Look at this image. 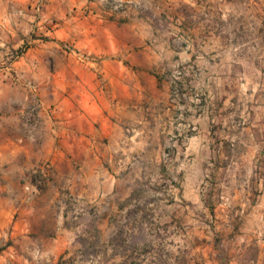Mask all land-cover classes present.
Segmentation results:
<instances>
[{
    "label": "crops",
    "instance_id": "obj_1",
    "mask_svg": "<svg viewBox=\"0 0 264 264\" xmlns=\"http://www.w3.org/2000/svg\"><path fill=\"white\" fill-rule=\"evenodd\" d=\"M34 1L0 0V91L16 89V95H0V182L44 183L38 199L48 201L56 186L68 184L88 199H127L125 211L142 207L171 217L167 229L178 242L185 193L106 192V183L120 182L110 169L135 163L150 146L167 148L169 136L182 147L186 116L193 141L217 134L222 124L225 145H209L226 153L223 163L216 159L220 189L209 194V229L193 231L203 239L194 254L204 264H264V37L229 21L237 6L256 9L258 1L194 0L209 8L210 26L184 37L193 43L176 52L153 42L151 22L137 10L145 0H125L126 12L99 0H53L47 12L61 24L45 41L33 34ZM214 10L227 20L223 26L216 27ZM252 17L256 23L258 15ZM65 40L91 57L66 54ZM179 65L206 73L208 97L169 95L166 72ZM217 80L226 85L219 102L211 84ZM47 160L53 168L45 179L37 170ZM192 198L202 200L201 194ZM44 214L35 208L33 223ZM59 239L61 247L68 245Z\"/></svg>",
    "mask_w": 264,
    "mask_h": 264
},
{
    "label": "rangeland",
    "instance_id": "obj_2",
    "mask_svg": "<svg viewBox=\"0 0 264 264\" xmlns=\"http://www.w3.org/2000/svg\"><path fill=\"white\" fill-rule=\"evenodd\" d=\"M52 1L47 0L40 7L37 6L38 0L33 3L36 15L33 34L40 41L50 39L61 24L59 17L47 12ZM99 1L115 11L126 12L131 8L125 0ZM236 1L244 3L247 0ZM255 1L259 3L256 9L237 6L233 21H229L236 25L242 22L248 35L257 33L264 37V0ZM142 3L143 7L137 10L149 18L155 34L153 42L162 43L175 52L193 43L184 37L188 39L194 30H208L210 26L209 8H198L194 0H145ZM217 9L222 11L219 7ZM77 11L80 15L85 14V9H72L73 13ZM218 11L214 10V19L219 23L216 22V27L227 21ZM252 15H258L256 23ZM68 45L73 51L66 48ZM61 48L76 60L82 59L74 53L83 52L74 42L62 41ZM166 75L172 98H204L209 95L206 73L193 66H172ZM211 84L217 87L216 98L221 101L226 93L224 81L217 80ZM2 93L4 96L16 95V89H2L0 95ZM187 118L185 135L178 141L182 147L173 145L177 137L169 136L167 148L159 150L156 145L150 146L151 150L136 156L135 163L114 171L110 169L120 174V182L105 185L106 192L139 195L183 191L185 210L179 220H183L184 228L179 232L181 238L178 242L175 241V230L167 229V221H171V217L162 215L159 210L147 211L142 207L138 211H125L122 207L124 204L128 206L130 201L127 199H88L78 195L68 184L56 186L53 198L48 201L38 199L45 188L44 183L0 182V264H204L194 254L196 244H203V239L194 238L193 231L203 233L209 229V194L220 189L214 181L218 170L216 159L223 163V154H226L214 152L209 145H225L226 138L221 124L217 134L201 135L193 141L192 127L188 126L190 120ZM52 168L50 160L44 161L37 175L47 179ZM193 194H201L202 200L193 201ZM35 208L42 214V210H46L47 214L36 218L33 223L31 213ZM58 237L68 240V245L61 247Z\"/></svg>",
    "mask_w": 264,
    "mask_h": 264
},
{
    "label": "built area",
    "instance_id": "obj_3",
    "mask_svg": "<svg viewBox=\"0 0 264 264\" xmlns=\"http://www.w3.org/2000/svg\"><path fill=\"white\" fill-rule=\"evenodd\" d=\"M47 0H38V2H37V6H41V5H43V3H45ZM68 50H71V51H73V49L71 48V46H67L66 47ZM75 54H77V55H79V57H81L82 59H84V58H86L87 56H90L91 57V55H88V54H86V53H77V52H74Z\"/></svg>",
    "mask_w": 264,
    "mask_h": 264
}]
</instances>
